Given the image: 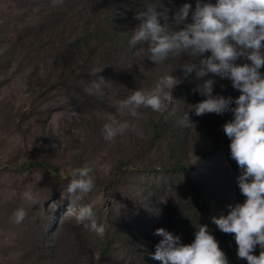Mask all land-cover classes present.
Masks as SVG:
<instances>
[{"label":"rangeland","instance_id":"rangeland-1","mask_svg":"<svg viewBox=\"0 0 264 264\" xmlns=\"http://www.w3.org/2000/svg\"><path fill=\"white\" fill-rule=\"evenodd\" d=\"M111 1L112 7L98 3L97 11L102 19L107 10L120 14L116 29L128 34L112 44L119 50L103 46L89 66L87 50L81 56L67 53L72 29L68 19L87 12L89 4L63 10L52 0H0V264H97L103 243H111L109 256L115 264H160L148 257L147 250L155 251L162 239L154 234L159 221L168 223L170 209L164 200L177 184L173 174H167L170 155L180 154L184 165L194 164L196 176L209 165L208 160H198L211 146L193 129L178 124L187 110L180 107L176 94L181 89L184 96V88L190 91L196 84L194 79L183 80L172 90L163 118L150 109L141 110L142 136L128 132L113 142L103 137L107 113L117 112L119 100L138 88L154 87L165 75L183 79L177 69L188 62L184 56L157 65L148 60L147 43L129 44L139 24L136 11L147 4ZM70 60L78 65L72 67L75 62ZM93 67L103 69L98 75L112 83L96 97L83 92L86 83L97 78L90 75ZM187 101L194 103L193 97ZM154 116L163 126L159 132L150 124ZM167 125L180 128L182 137H173ZM75 150L78 155H73ZM33 159L53 163L62 179L39 168L18 169ZM85 164L93 168L95 181L103 183L119 170L121 185L110 192L95 186L87 194L77 193L79 199L69 196L71 172ZM28 190L35 194V204L22 199ZM69 205L75 209L90 205L98 222L107 224L104 236L78 223L68 214ZM21 207L27 216L16 224L11 218Z\"/></svg>","mask_w":264,"mask_h":264},{"label":"clouds","instance_id":"clouds-1","mask_svg":"<svg viewBox=\"0 0 264 264\" xmlns=\"http://www.w3.org/2000/svg\"><path fill=\"white\" fill-rule=\"evenodd\" d=\"M52 2L57 6L63 0ZM134 18L139 24L129 44L147 43L148 60L155 65L168 58L179 60L182 56L196 57L199 64L182 63L177 70L183 79L165 75L154 87L138 88L119 100L117 112L107 113V122L101 129L103 137L113 142L128 132L142 136L138 123L144 118L141 110L163 114L172 101V90L194 73L197 83L191 91L205 99L188 104L178 124L195 129L196 122L190 113L197 117L210 113L232 114L233 119L223 125V131L230 140V158L239 169L238 188L246 198L243 203L229 205L226 216L212 217V223L222 233L234 234L239 259L246 260L247 264H264V74L260 71L264 68V0H216L215 4L196 0L194 9L191 3L169 8L161 0H153L143 10H137ZM205 53L210 55L203 58ZM241 59L246 62L238 64ZM102 71L92 68L90 75L97 78L86 83L83 92L87 96L104 95L102 89L108 90L112 85L98 75ZM209 74L230 80L232 88L240 93L238 98L214 95L216 80L205 79ZM72 115L79 116L75 111ZM118 115L131 119L122 120ZM78 154V150L73 152ZM71 177L66 191L76 199L80 198L77 193L87 194L95 187L93 168L89 164L74 168ZM21 195L27 203H36L31 190ZM67 212L90 231L104 236L107 224L98 222L90 205L79 209L69 205ZM26 216V210L21 207L11 219L20 224ZM154 234L162 239L155 245L151 259L160 264H228L207 225H199L191 244H183L179 236L164 228L156 229ZM257 245L261 250L259 256L252 254Z\"/></svg>","mask_w":264,"mask_h":264},{"label":"trees","instance_id":"trees-1","mask_svg":"<svg viewBox=\"0 0 264 264\" xmlns=\"http://www.w3.org/2000/svg\"><path fill=\"white\" fill-rule=\"evenodd\" d=\"M90 1L92 0H63L61 4L57 5L58 8L63 10L76 9L79 7L78 3H87L90 5L89 8L86 7L87 12L83 11L77 18H70L67 22L72 28L69 32L71 43L67 48V53H76L81 56L83 52L87 50L89 53V66L91 63L97 61L95 59L100 55L102 48H104L103 46H106L108 50L110 47H113L114 51L119 50L118 47L112 44L123 40L128 34L126 31L116 29V23L120 14L116 15L107 10V17L102 19V13L97 11L99 8L98 3L102 5L105 4L106 7H112L113 3L111 0H94L93 5ZM131 2L137 7V5L142 3L148 5L152 3L153 0H131ZM161 2L169 8L173 6L178 7L184 3H191L194 9L196 0H161ZM202 2L215 4L216 0H202ZM104 37L107 40H105ZM107 41L110 42V45ZM209 55L210 53H205V57L203 58ZM184 57L188 59V62L199 64V59L196 57ZM70 62L75 61L70 60ZM238 64H241V60ZM68 65L69 60L66 62V66ZM76 65H78L77 61L72 67ZM260 71L264 74V68H261ZM194 77V73L190 74L187 81L194 79ZM208 77L216 80L213 91L214 95L219 94L225 97L232 96L233 98H238L240 95L237 90L232 88L230 80H222L219 77H214L212 74H209ZM187 81H185L186 84L188 83ZM195 83L197 82L195 81ZM221 85H223V89ZM195 86L196 84H193L190 91L184 88V96L181 89H179L176 94V100L179 101L181 108L183 106V108L188 110V104L190 103L187 101V98L193 97L194 103H198L205 99L199 94L192 93L191 90ZM159 116L163 118V115L159 114ZM191 117L192 120L196 122V128H193V130L198 139L211 146L209 151L201 154L198 161L200 162L202 159L208 160L209 165H207L208 167L205 169L204 174L200 176L197 174L196 176V166L194 164L184 165L180 154L176 155L172 153V155H170L172 161L167 174L172 173L177 184L170 198L164 200L169 206L170 212L167 213L166 217L168 223L162 222V220L159 221L160 228L166 229L174 236H179L183 244H191L195 239L194 233L198 230L199 225H207L210 234L215 237L220 249L225 253L228 264H247L246 260L239 259L237 256V245L234 240V234L222 233L217 229L216 225L212 223V217L219 218L221 215L226 216L229 211V205L243 203L246 199L241 195L238 188L237 177L239 175V169L236 162L230 158V140L223 131V125L233 119V116L231 113H225L223 115L210 113L200 117L195 115ZM159 118L160 117L156 118V116L150 118L153 131L159 132L162 130L163 126L159 124ZM164 127L170 128L173 137H182L180 128H174L171 125ZM32 168H39L50 173L55 176L58 181L62 179L57 167L48 160L33 159L27 164L18 166L19 170H28ZM119 172L118 170L114 177L106 183L96 180L95 186L104 192L117 189L121 185ZM110 248L111 243L102 244L97 264H115L109 256ZM151 249L152 248H149L147 250L149 258L155 253L154 249ZM260 251L257 245L256 250L252 254L259 256ZM130 254L133 258L137 257V255H133L135 253ZM94 257V253H92V258ZM64 264L69 263L64 261Z\"/></svg>","mask_w":264,"mask_h":264}]
</instances>
